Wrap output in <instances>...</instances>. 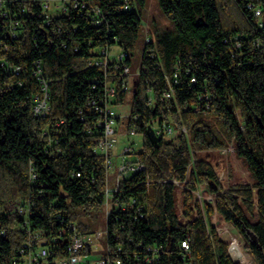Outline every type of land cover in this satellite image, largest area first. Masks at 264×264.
<instances>
[{"label":"trees","instance_id":"1","mask_svg":"<svg viewBox=\"0 0 264 264\" xmlns=\"http://www.w3.org/2000/svg\"><path fill=\"white\" fill-rule=\"evenodd\" d=\"M59 1L66 11L50 8ZM78 1L84 7L74 0H0V264H21L28 232L39 233L47 264H55L67 255L70 223L87 235L95 231L105 168L93 150L103 117L92 101L101 98L106 78L115 81V108L124 102V65L134 73L126 125L141 135L144 168L121 180L116 198L126 207L111 208L102 222V253L120 264H241L210 222L215 209L241 234L254 264H264V0H157L167 24L156 23L143 39L133 69L146 1ZM96 14L100 22L92 23ZM114 44L126 55L121 62L106 71L89 64ZM44 92L48 110L36 114ZM163 121L174 133L153 142L147 126ZM230 142L251 183L225 189L196 152ZM170 179L186 186L182 218ZM199 184L214 195V206L193 198ZM25 198L24 225L3 208L8 199Z\"/></svg>","mask_w":264,"mask_h":264},{"label":"built area","instance_id":"2","mask_svg":"<svg viewBox=\"0 0 264 264\" xmlns=\"http://www.w3.org/2000/svg\"><path fill=\"white\" fill-rule=\"evenodd\" d=\"M73 5L75 7H84L85 2L74 0ZM48 7V4L46 5ZM123 7H127L124 5ZM52 10L57 11H66V4L64 1H59L50 5ZM94 10L97 11V8L94 7ZM253 12L255 15L260 14L259 7H254ZM92 23H99L100 19L97 14L92 17ZM144 40L149 41V36L147 35ZM110 48H101L100 52L102 56H95L89 60V64L101 65L106 71L108 64L114 62L116 66L117 63L121 62L125 58V53L123 51L115 52L114 57H109L108 52ZM123 74L126 76L129 75L130 70L128 66L124 65ZM109 73V72H108ZM122 89L128 90L129 84L128 81L121 82ZM94 87V85H92ZM116 93L115 81L108 80L105 78L103 93L101 98L97 101H92L93 109L102 114V133L96 140L94 144V152L100 154L103 158V164L105 168L104 175V206L106 207L105 219L107 213L113 207L125 208L126 204H123L116 197L120 192V184L123 177H126L134 172L140 171L144 168V163L139 160L137 151L140 148V143L137 139L133 137H127V141L122 145L120 151H116V133L120 128H116L115 124L119 121L122 122V117H127V114L120 115L115 109V104L112 102V98ZM165 98L170 96V91H165L163 93ZM47 93L44 92L41 97L37 98L34 105L33 111L36 114L45 113L48 110L47 104ZM126 131L123 133L125 135H136L137 133L134 128L125 124ZM152 128L157 136L164 135L165 137H170L174 133V128L169 122H161V124L153 123ZM185 131V128L182 129ZM121 131V130H120ZM230 148V147H227ZM114 157L118 159L117 162L114 161ZM170 181L176 184L178 181L176 179H170ZM111 182V183H109ZM135 199L130 200L129 206H133ZM103 206V207H104ZM3 212H15L23 218V224L27 223L26 214L28 212L27 199L23 201H15V204L10 208H7L6 205L3 208ZM70 229L73 230L72 235L70 236L69 241L66 245L67 255L64 258H57L55 264H89V261L94 260V264H120L121 260L117 257L112 258L108 253H102L95 258L89 257L88 254L83 253L88 247L89 243L87 241L88 236H92L94 239L100 238L105 235V227L102 230H96L93 233L87 235L79 231L74 223L69 224ZM43 241V238L40 237L39 233L28 232L26 240L22 243V246L19 248V254H21L22 262L21 264H47L46 257L49 254L45 246L40 245ZM33 242L38 243L34 251L30 250L29 247ZM183 246H187L185 242H182ZM18 264V262H13Z\"/></svg>","mask_w":264,"mask_h":264},{"label":"rangeland","instance_id":"3","mask_svg":"<svg viewBox=\"0 0 264 264\" xmlns=\"http://www.w3.org/2000/svg\"><path fill=\"white\" fill-rule=\"evenodd\" d=\"M145 8L143 11V14L141 15V25H142V31L140 40L136 45L134 56H133V64L132 69L138 66L139 64V56L140 51L143 47V39L148 35L150 37V30L155 27V24L160 25H166L167 20L160 14L157 0H145ZM120 51V47L116 44L112 45L110 47V51L108 52L109 57H114L113 55L115 52ZM134 79V73L130 71L127 81L129 86H132ZM131 94L132 89L131 87L128 89L126 93V97L124 99V102L122 104H118L116 106L117 113L120 115L127 114L130 108L131 104ZM238 117L242 121V117L240 113L238 112ZM123 121L118 122L115 124L116 128H120V130H117L116 133V151H120L122 148V145L127 141V137H133L134 139H137L138 143L141 142V135H125L123 134L126 131L125 124H126V117H122ZM230 147V148H227ZM198 157L206 158L208 162L213 166L216 175L218 177V180L223 188H228L231 183H237V184H250L251 178L250 175L246 169V166L241 159V157L237 156L232 147V143L230 142L226 147L220 148V149H208V150H201L196 152ZM115 162L118 161L116 157L113 158ZM111 183V182H109ZM186 188L185 184L182 182L176 183V197H177V209H178V215L182 218L183 211L181 207V194L182 190ZM191 193L193 195V198L198 201L199 203L208 202L214 206V195L208 192L204 185L199 184L195 187V189H191ZM15 201H17L15 199ZM15 201L13 199H8L5 201V205L7 208H10L15 204ZM106 207L104 206L102 209V214L100 216L99 224L95 228L96 230H102L104 229V223L105 221V213H106ZM210 222L212 225L215 226V229L218 233V235L228 242V253L230 257L233 260H236L240 262L241 264H254L253 259L250 255V253L245 249V243L241 236V234L238 232V230L229 222L223 220L220 218V216L216 213L215 209L213 213L210 216ZM87 241L89 243L86 250L83 252L85 254H88L89 257L95 258L98 255L101 254L102 250L105 248V237L102 236L100 238L94 239L92 236L87 237ZM89 264H94L93 261H89Z\"/></svg>","mask_w":264,"mask_h":264},{"label":"water","instance_id":"4","mask_svg":"<svg viewBox=\"0 0 264 264\" xmlns=\"http://www.w3.org/2000/svg\"><path fill=\"white\" fill-rule=\"evenodd\" d=\"M147 132L153 142H157L159 140V137L155 134L153 128L150 125L147 126Z\"/></svg>","mask_w":264,"mask_h":264}]
</instances>
